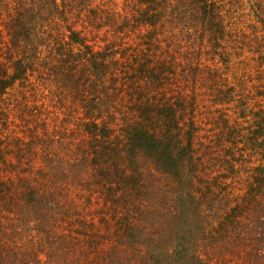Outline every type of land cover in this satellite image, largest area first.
<instances>
[{
  "label": "trees",
  "instance_id": "obj_1",
  "mask_svg": "<svg viewBox=\"0 0 264 264\" xmlns=\"http://www.w3.org/2000/svg\"><path fill=\"white\" fill-rule=\"evenodd\" d=\"M0 264H264V0H0Z\"/></svg>",
  "mask_w": 264,
  "mask_h": 264
},
{
  "label": "rangeland",
  "instance_id": "obj_2",
  "mask_svg": "<svg viewBox=\"0 0 264 264\" xmlns=\"http://www.w3.org/2000/svg\"><path fill=\"white\" fill-rule=\"evenodd\" d=\"M250 68H252V66L250 67ZM249 73H250V75H256V70L255 69H253L252 71H249ZM249 73H248V76H249ZM37 93H38V91H37ZM102 203V202H101ZM99 206H101V205H99ZM98 206V207H99Z\"/></svg>",
  "mask_w": 264,
  "mask_h": 264
}]
</instances>
